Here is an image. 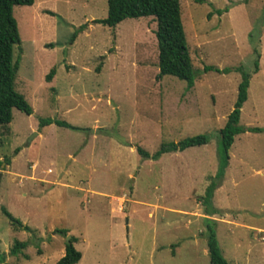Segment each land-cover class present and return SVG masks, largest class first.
I'll return each mask as SVG.
<instances>
[{
    "label": "rangeland",
    "instance_id": "rangeland-1",
    "mask_svg": "<svg viewBox=\"0 0 264 264\" xmlns=\"http://www.w3.org/2000/svg\"><path fill=\"white\" fill-rule=\"evenodd\" d=\"M178 2L189 89L156 78L151 17L108 28L92 23L105 18L106 0L12 7L13 89L31 114L12 109L0 127V264H56L71 239L76 264H208L207 226L228 264H264L263 1ZM241 72L248 87L238 125L259 132L234 136L217 180L218 131ZM43 119L76 130L39 126ZM196 135L207 143L156 160L136 153ZM211 182L205 215L201 197ZM15 241L25 247L12 255Z\"/></svg>",
    "mask_w": 264,
    "mask_h": 264
},
{
    "label": "trees",
    "instance_id": "trees-1",
    "mask_svg": "<svg viewBox=\"0 0 264 264\" xmlns=\"http://www.w3.org/2000/svg\"><path fill=\"white\" fill-rule=\"evenodd\" d=\"M264 9V0H262ZM34 0H0V127H5L11 120V110L15 109L25 115L31 114V108L26 101L13 89L17 62L12 64V48L19 45V36L15 21L11 11L13 6H31ZM226 11V10H225ZM224 11V12H225ZM217 13H220L217 11ZM151 17L155 22L154 37L157 48V79L163 76H171L179 81H183L186 88H191L194 81V72L191 68V61L185 43V35L180 19L178 0H106V16L104 19L93 20L92 23L101 24L108 28H114L124 19H137ZM81 28V27H80ZM80 30V29H79ZM255 60L253 62L255 70L257 68L256 59L259 55L254 50ZM204 71L211 70L205 67ZM241 71V70H240ZM53 70L50 69L44 77L46 82L52 78ZM248 87V75L241 72V78L237 85L236 99L231 112L227 115L223 127L218 131L220 153L219 165L215 178L221 179L227 166V151L233 143L234 136L244 132H259L258 129H246L238 125L240 108L246 100V90ZM54 124L58 127H70L64 122L43 119L39 126ZM208 141L205 135H196L184 138L177 142L161 143L158 149L152 154L136 149V153L142 158L158 159L161 155L167 153L182 152L188 148L205 145ZM6 165V164H5ZM214 183H209L201 197V203L210 213V200ZM209 208V209H208ZM2 213L13 225L26 230V227L14 220L6 211ZM215 213V212H214ZM209 221V219H206ZM206 251L208 264H228L222 257L216 242L213 231L207 226ZM56 233L65 235L66 231H56ZM73 239L64 245L63 255L57 260L56 264H76L80 259V253L73 246ZM25 247L23 242H13L10 250L12 255Z\"/></svg>",
    "mask_w": 264,
    "mask_h": 264
},
{
    "label": "crops",
    "instance_id": "crops-1",
    "mask_svg": "<svg viewBox=\"0 0 264 264\" xmlns=\"http://www.w3.org/2000/svg\"><path fill=\"white\" fill-rule=\"evenodd\" d=\"M35 3H36V0H34L33 4H32L31 6H33ZM49 46H51V44H50ZM4 166H6V165L4 164ZM34 169H35V164H30V165H29V171H30L31 178H33V179H34V176L32 177V173H31V172L34 171ZM48 172H50L49 169L46 170V173H48ZM39 181H40L41 184L49 183V182H47V180H45V179H40ZM54 183H55V182H54ZM54 183L51 182L50 184H54ZM55 184H56V183H55ZM261 239H262V238H261Z\"/></svg>",
    "mask_w": 264,
    "mask_h": 264
},
{
    "label": "water",
    "instance_id": "water-1",
    "mask_svg": "<svg viewBox=\"0 0 264 264\" xmlns=\"http://www.w3.org/2000/svg\"><path fill=\"white\" fill-rule=\"evenodd\" d=\"M68 240V239H67ZM66 244H68V241L66 242Z\"/></svg>",
    "mask_w": 264,
    "mask_h": 264
}]
</instances>
